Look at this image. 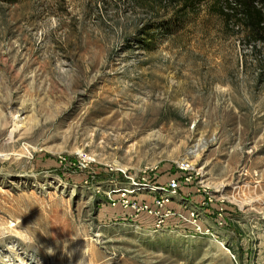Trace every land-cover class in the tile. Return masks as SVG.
Here are the masks:
<instances>
[{
	"label": "rangeland",
	"instance_id": "1",
	"mask_svg": "<svg viewBox=\"0 0 264 264\" xmlns=\"http://www.w3.org/2000/svg\"><path fill=\"white\" fill-rule=\"evenodd\" d=\"M210 4L0 3V227L48 229L35 244L5 238L0 257L264 264L263 55ZM181 161L199 174L190 185ZM129 179H177L200 200L202 187L221 189L225 226L202 238L191 226L126 220L118 194L115 207L106 194Z\"/></svg>",
	"mask_w": 264,
	"mask_h": 264
},
{
	"label": "built area",
	"instance_id": "2",
	"mask_svg": "<svg viewBox=\"0 0 264 264\" xmlns=\"http://www.w3.org/2000/svg\"><path fill=\"white\" fill-rule=\"evenodd\" d=\"M176 168L182 173L185 184L190 185L194 182L193 177L196 172L189 167L187 161L176 164ZM196 174L199 176L198 173ZM129 180L131 184L128 185V189L125 187L106 194L111 202V196L114 197L118 194L117 207L123 210L126 220L137 224L140 221H145L141 219V216L144 215L150 221L148 229L155 231L163 230V227L179 229L180 225L191 226L194 236L202 238H213V228L220 229L225 226L223 213L227 202L218 195L219 192L221 193V189L210 191L207 187H202L205 194L201 200H198L200 202H197L191 199L194 194L192 191L183 192L181 190L180 182L177 179H170L166 184L160 186L148 184L145 181L135 183L132 179ZM141 195H147L148 198H143ZM213 202H217L216 217L212 224H207L204 221L205 212ZM115 206L113 203V207Z\"/></svg>",
	"mask_w": 264,
	"mask_h": 264
},
{
	"label": "trees",
	"instance_id": "3",
	"mask_svg": "<svg viewBox=\"0 0 264 264\" xmlns=\"http://www.w3.org/2000/svg\"><path fill=\"white\" fill-rule=\"evenodd\" d=\"M16 0H0V3L11 4ZM179 6L178 11L199 6L202 0H163ZM210 7L220 17L232 23L241 31L244 39L255 54L263 55L260 63L264 64V0H210ZM151 39V38H150ZM149 40V38H148Z\"/></svg>",
	"mask_w": 264,
	"mask_h": 264
},
{
	"label": "clouds",
	"instance_id": "4",
	"mask_svg": "<svg viewBox=\"0 0 264 264\" xmlns=\"http://www.w3.org/2000/svg\"><path fill=\"white\" fill-rule=\"evenodd\" d=\"M39 221H37L35 224L32 226L20 230L18 229L17 231H12L8 229V226L0 227V241H3L5 238L11 236L17 238L20 242L24 244H35L36 243V233L40 232L42 234H45L48 229H44L43 227L38 228ZM72 240L73 236L71 237ZM10 251H15V248H10ZM48 254H53V249L49 248L47 250ZM83 257L78 264H86V257L83 254ZM18 260V264H25L23 259H20L19 257L16 258ZM0 261L3 262V264H11V259L9 257H0Z\"/></svg>",
	"mask_w": 264,
	"mask_h": 264
},
{
	"label": "crops",
	"instance_id": "5",
	"mask_svg": "<svg viewBox=\"0 0 264 264\" xmlns=\"http://www.w3.org/2000/svg\"><path fill=\"white\" fill-rule=\"evenodd\" d=\"M191 199L195 200V199H196V196L194 197V195H193V197H192ZM199 199H200V198H199ZM199 199H196V200L198 201Z\"/></svg>",
	"mask_w": 264,
	"mask_h": 264
},
{
	"label": "bare ground",
	"instance_id": "6",
	"mask_svg": "<svg viewBox=\"0 0 264 264\" xmlns=\"http://www.w3.org/2000/svg\"><path fill=\"white\" fill-rule=\"evenodd\" d=\"M130 227H134V229H139L137 226L133 225V226H130Z\"/></svg>",
	"mask_w": 264,
	"mask_h": 264
}]
</instances>
